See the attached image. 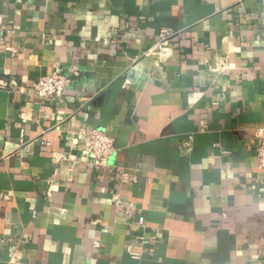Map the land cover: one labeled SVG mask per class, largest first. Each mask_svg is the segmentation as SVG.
Wrapping results in <instances>:
<instances>
[{
    "label": "crops",
    "instance_id": "1",
    "mask_svg": "<svg viewBox=\"0 0 264 264\" xmlns=\"http://www.w3.org/2000/svg\"><path fill=\"white\" fill-rule=\"evenodd\" d=\"M263 127L264 0H0V264H264Z\"/></svg>",
    "mask_w": 264,
    "mask_h": 264
},
{
    "label": "built area",
    "instance_id": "2",
    "mask_svg": "<svg viewBox=\"0 0 264 264\" xmlns=\"http://www.w3.org/2000/svg\"><path fill=\"white\" fill-rule=\"evenodd\" d=\"M173 33L168 29H162L159 35V42L157 48L163 49V46L172 38ZM12 54L15 52L9 49ZM70 83V79L66 75L54 73L49 76L41 77L33 84V92L40 99H62ZM5 87V84H1ZM255 137L259 142L257 149V167L259 170L264 171V127L259 128ZM88 148L90 163L97 169H108L110 167V160L113 157L116 146L113 138L108 136L104 131L96 129L88 135ZM121 179L123 182H133L135 179L128 173L121 171ZM116 202L119 200L116 198Z\"/></svg>",
    "mask_w": 264,
    "mask_h": 264
}]
</instances>
